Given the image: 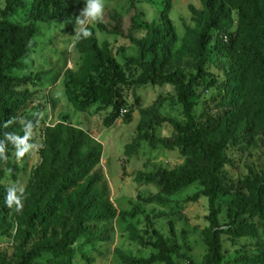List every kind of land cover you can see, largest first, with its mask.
Returning a JSON list of instances; mask_svg holds the SVG:
<instances>
[{
    "label": "rangeland",
    "instance_id": "1",
    "mask_svg": "<svg viewBox=\"0 0 264 264\" xmlns=\"http://www.w3.org/2000/svg\"><path fill=\"white\" fill-rule=\"evenodd\" d=\"M167 1L103 0L102 16L82 24L81 21L86 19L82 15L86 0H72L71 5L78 7L80 12L78 24L72 30L62 21L46 24L34 20L31 16L34 0H24L25 6L7 18L18 25L34 24L38 30L34 39L36 48L23 59V68L11 74L21 79H36L41 73L43 76L42 80L34 82L25 80L17 88L25 96V103L18 112L19 121L25 125L29 117H36L29 129L35 144L23 156H17V151L13 154L12 161L19 167L16 178L0 163V208L7 205L9 209L5 222L0 216V264H20L22 247L32 251L38 245L60 240L65 231L73 229L75 217L71 210H77L79 194L86 199H102L114 211L112 219L89 224V231L100 234L102 240H91L90 235L80 236L72 246V256L46 252L37 262L125 264L123 257L149 258L155 254L157 251L151 243L156 242L159 235L178 249L179 254L172 256L176 264H186L187 258L199 264L203 262L209 252L206 238L210 232V209L208 198L202 195V181L168 196L159 184L158 173L193 166L206 169L209 163L199 150L184 156L177 148L168 146L177 136L173 122H187L177 91L171 85L133 84L141 70L129 62L141 55V43L155 23L162 27L165 35L162 46L168 53L167 72L182 71L188 78L197 74V60L190 53L208 20L204 2L170 0L171 11L166 23L163 13ZM6 2L0 0V10L6 7ZM190 6L203 11V16L194 17ZM217 6L227 15L224 32L232 41L237 36L238 13L226 0H218ZM116 15L121 16L123 23L135 18L142 26L133 33V40L111 34ZM100 22L107 31L99 29ZM82 28L88 30L100 46L107 45L119 67L116 72H91L87 86L75 87L67 73H79L85 64L86 57L77 48ZM217 35L214 33V43L210 45L209 76L195 88L191 100L196 119L207 127L210 139H216L223 129L222 121L227 113L223 103L233 51L240 55L250 53L246 35L236 38L233 51L230 44L227 47L217 45ZM225 40H228L227 36ZM155 59L154 53L146 55L147 61ZM212 79L217 84L209 89ZM248 86L240 85L236 97L243 94L251 99V84ZM118 109L117 120L108 125L107 120L118 115ZM123 110L127 111L126 117L121 115ZM57 124L72 125L88 132L93 139L92 146L102 152L101 160L87 178L62 195L48 223H37L27 232L25 221L35 209L26 201L33 182L32 174L42 162L40 151L45 146L46 129ZM227 159L221 178L222 190L228 193L221 194L218 201L219 220L225 229L230 223L231 201L239 193L248 194V181L264 174L262 118L251 116L236 143L228 146ZM92 176L99 180L90 189ZM12 187L16 189L15 196L5 203L7 191ZM156 196L165 198L166 202H147ZM260 232L261 238L255 240H233L223 235L224 259L221 264H250L238 260L245 255L264 256V228Z\"/></svg>",
    "mask_w": 264,
    "mask_h": 264
},
{
    "label": "trees",
    "instance_id": "2",
    "mask_svg": "<svg viewBox=\"0 0 264 264\" xmlns=\"http://www.w3.org/2000/svg\"><path fill=\"white\" fill-rule=\"evenodd\" d=\"M72 0H34L31 16L34 20L52 24L62 21L72 30L79 21V8L71 5ZM218 0H203L208 20L201 35L196 40L190 55L197 60V74L188 78L182 71L168 73V53L162 46L165 39L162 27L152 24L146 38L142 41V53L138 58H131L130 64L141 70L138 79L133 81L137 86L149 84L156 86L171 85L177 91L179 104L184 108L186 124L173 122L177 132L176 139L169 143L171 148H177L184 156L193 150H199L209 163L204 169L193 166L185 170L161 171L158 173L159 184L163 193L170 196L187 188L194 182L201 180L204 190L202 195L208 198L210 214V232L206 238L209 252L200 264H221L224 259L222 236L228 235L231 239L251 238L260 239L261 229L264 228V174L253 181H248V194L239 193L231 201L230 223L225 229L220 224V209L218 201L221 194H227L222 190L221 173L228 163L227 148L235 144L237 138L244 131L251 116L264 120V0H226L232 10L238 13L237 37L247 36L250 53L240 55L233 51L235 39L230 41L229 35L224 32V21L227 19L225 12L217 6ZM164 11V21L168 23V15L171 11V1L168 0ZM24 0H7L6 7L0 10V163L4 164L8 171L16 178L19 167L13 163V154L17 151L16 142L11 136L23 137L26 124L18 119V112L25 103V96L17 91L19 85L25 81L42 80L43 73L36 79H21L11 74L12 71L21 70L24 66L23 59L36 48L34 41L37 35V27L34 24L18 25L7 21L10 15L17 14L19 8L24 7ZM194 17H202L204 12L194 6L189 7ZM114 30L111 34L133 40V33L142 26L132 18L128 23H123L122 18L116 15ZM101 31H107L103 23H99ZM88 32V30H86ZM89 33V32H88ZM214 33L218 34L217 45L227 47L230 44L232 64L229 83L224 97L223 107L227 110L222 121L223 129L216 139H210L206 126L200 124L193 112L194 104L191 101L195 95V88L209 76L208 62L210 45L214 43ZM225 36L228 40H225ZM77 48L86 57L85 64L79 73L68 72L67 77L75 87H85L91 72H116L118 63L113 57L107 45L100 46L92 35L79 37ZM154 53L156 59L147 61L146 55ZM48 73H45L47 75ZM217 84L215 79L208 84L213 88ZM251 99L243 94L236 97L239 86L250 87ZM108 119L107 124L113 125L119 116ZM127 115H125L126 117ZM36 117L31 116L28 122ZM29 139L23 145L30 149L35 144V138L27 131ZM91 135L72 125L57 124L46 129L45 146L40 151L42 162L33 171V182L27 197L28 205L35 206L34 211L27 217V232L37 223L46 224L54 215L57 204L62 195L75 187L79 181L87 178L96 165L99 164L102 152L98 147L92 146ZM0 174V178H1ZM147 180L145 177H141ZM90 189L99 180V177H90ZM2 197H5L3 195ZM195 197L193 200H196ZM166 202L161 196L151 197L147 202ZM77 210H71L75 217L74 228L65 231L62 238L44 245L36 246L32 251H26L22 247L20 264H44L36 260L43 253L49 252L55 255L63 254L72 256V246L80 236L90 235L91 240H102L101 235L89 231L90 222L110 220L115 213L110 205L96 197L84 198L79 194L76 199ZM8 206L0 208L2 222L8 216ZM89 212V213H88ZM30 240V237L27 239ZM157 251L149 258L123 257L125 264H176L172 260L173 255L179 251L169 244L162 235L151 243ZM238 261L250 264H264V256L252 257L245 255ZM186 264H199L191 258H187Z\"/></svg>",
    "mask_w": 264,
    "mask_h": 264
},
{
    "label": "clouds",
    "instance_id": "3",
    "mask_svg": "<svg viewBox=\"0 0 264 264\" xmlns=\"http://www.w3.org/2000/svg\"><path fill=\"white\" fill-rule=\"evenodd\" d=\"M104 10V3L103 0H86V6L82 11L83 17H85V20H82L81 23H86L87 21H95L98 20ZM79 35L81 36H88L89 33L85 29H81ZM32 127L31 122H27L26 128H25V135L23 137H18V136H11V139L16 142V147H17V156H23L25 151L27 150V147H30V145H27V147H24L23 145L26 144L27 140L29 139L27 131ZM16 189L14 187L9 188L7 191V196L5 198V203H8L13 199L15 196ZM17 203H19L17 199ZM19 210V209H17Z\"/></svg>",
    "mask_w": 264,
    "mask_h": 264
},
{
    "label": "built area",
    "instance_id": "4",
    "mask_svg": "<svg viewBox=\"0 0 264 264\" xmlns=\"http://www.w3.org/2000/svg\"><path fill=\"white\" fill-rule=\"evenodd\" d=\"M126 114H127L126 110H123L122 113H121L122 117H125Z\"/></svg>",
    "mask_w": 264,
    "mask_h": 264
}]
</instances>
